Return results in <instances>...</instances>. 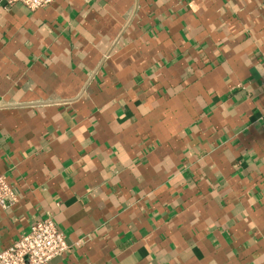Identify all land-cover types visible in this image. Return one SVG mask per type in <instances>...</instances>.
Segmentation results:
<instances>
[{
  "label": "crops",
  "instance_id": "1",
  "mask_svg": "<svg viewBox=\"0 0 264 264\" xmlns=\"http://www.w3.org/2000/svg\"><path fill=\"white\" fill-rule=\"evenodd\" d=\"M0 177V252L264 264V0H0Z\"/></svg>",
  "mask_w": 264,
  "mask_h": 264
},
{
  "label": "built area",
  "instance_id": "2",
  "mask_svg": "<svg viewBox=\"0 0 264 264\" xmlns=\"http://www.w3.org/2000/svg\"><path fill=\"white\" fill-rule=\"evenodd\" d=\"M6 4H21L29 11L50 7L53 0H5ZM17 197L14 188L0 177V208L14 206ZM80 242L74 245H79ZM65 237L50 218L37 220L29 233L20 236L13 244L0 252V264H49L68 250Z\"/></svg>",
  "mask_w": 264,
  "mask_h": 264
}]
</instances>
